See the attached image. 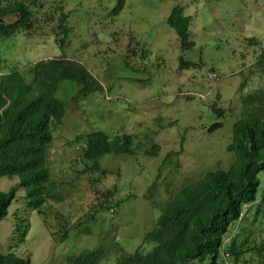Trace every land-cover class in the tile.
I'll list each match as a JSON object with an SVG mask.
<instances>
[{"label": "rangeland", "instance_id": "obj_1", "mask_svg": "<svg viewBox=\"0 0 264 264\" xmlns=\"http://www.w3.org/2000/svg\"><path fill=\"white\" fill-rule=\"evenodd\" d=\"M20 1L32 27L0 38V76L18 69L31 80L35 62L65 57L83 64L97 89L65 80L55 93L67 112L51 123L46 168L61 199L39 205L19 176L0 178L2 191L17 188L0 223V264H69L98 249L100 264H116L138 248L147 253L155 243L145 236L166 203L207 171L227 170L234 124L264 116V0H124L117 13L119 0H0V8ZM176 6L192 16L190 48L168 23ZM250 94L261 100L248 104ZM100 131L131 135L134 153L106 154L89 170L85 139ZM259 178L258 201L226 235L253 249L228 264H264V171Z\"/></svg>", "mask_w": 264, "mask_h": 264}, {"label": "trees", "instance_id": "obj_2", "mask_svg": "<svg viewBox=\"0 0 264 264\" xmlns=\"http://www.w3.org/2000/svg\"><path fill=\"white\" fill-rule=\"evenodd\" d=\"M123 3L124 0H119L115 13L122 9ZM10 14H16L17 20L3 22L2 19ZM32 14L22 1L1 7L0 38L22 29L29 31ZM168 23L176 30L182 46L190 48L192 16L185 15L184 8L176 6ZM59 27L67 32L63 23ZM181 65L189 67L192 63L183 60ZM30 74L32 78L28 80L24 72L12 69L0 76V178L19 176V186L27 187L30 196L40 205L47 199H61L53 193L58 183L51 179L46 168L53 140L51 123L62 124L67 112L65 103L56 98L55 93L65 80L83 83L86 92L97 87L83 64L65 57L38 60ZM259 100L258 94H250L247 98L248 104L253 105ZM133 146L131 135L110 138L102 131L93 132L86 136L82 156L92 163L87 169L94 170L99 168V160L104 155L132 154ZM228 148L235 153V161L227 170L207 171L180 188L166 203L156 226L145 236V242H154V247L147 253L138 248L134 253L123 254L116 264H228L229 257L238 262L246 251L253 249H241L246 240H239V236L227 240L226 235L239 221L245 207L258 201L259 174L264 171V116L238 120ZM159 150L160 146L154 145L148 153L156 155ZM16 190V187L8 192L0 189V223L8 215ZM111 194L110 190L106 192L108 209ZM41 213L45 215L44 211ZM67 236L68 231L64 230L60 238ZM105 256V251L98 249L72 255L68 262L100 264Z\"/></svg>", "mask_w": 264, "mask_h": 264}, {"label": "built area", "instance_id": "obj_3", "mask_svg": "<svg viewBox=\"0 0 264 264\" xmlns=\"http://www.w3.org/2000/svg\"><path fill=\"white\" fill-rule=\"evenodd\" d=\"M212 77L217 78L218 76H217L216 74H213ZM242 216H243V213H241V215H240V219L242 218Z\"/></svg>", "mask_w": 264, "mask_h": 264}, {"label": "clouds", "instance_id": "obj_4", "mask_svg": "<svg viewBox=\"0 0 264 264\" xmlns=\"http://www.w3.org/2000/svg\"><path fill=\"white\" fill-rule=\"evenodd\" d=\"M217 75V74H216Z\"/></svg>", "mask_w": 264, "mask_h": 264}]
</instances>
